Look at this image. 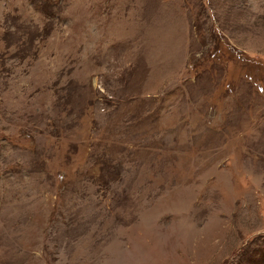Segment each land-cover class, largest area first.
<instances>
[{
	"label": "rangeland",
	"instance_id": "rangeland-1",
	"mask_svg": "<svg viewBox=\"0 0 264 264\" xmlns=\"http://www.w3.org/2000/svg\"><path fill=\"white\" fill-rule=\"evenodd\" d=\"M0 264H264V0H0Z\"/></svg>",
	"mask_w": 264,
	"mask_h": 264
}]
</instances>
